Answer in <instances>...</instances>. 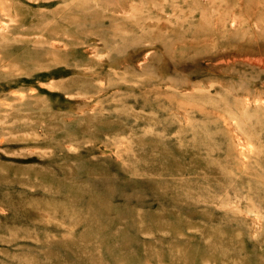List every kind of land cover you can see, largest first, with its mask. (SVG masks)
<instances>
[{"label": "rangeland", "instance_id": "obj_1", "mask_svg": "<svg viewBox=\"0 0 264 264\" xmlns=\"http://www.w3.org/2000/svg\"><path fill=\"white\" fill-rule=\"evenodd\" d=\"M0 264H264V0H0Z\"/></svg>", "mask_w": 264, "mask_h": 264}, {"label": "bare ground", "instance_id": "obj_2", "mask_svg": "<svg viewBox=\"0 0 264 264\" xmlns=\"http://www.w3.org/2000/svg\"><path fill=\"white\" fill-rule=\"evenodd\" d=\"M5 30V29H4ZM49 58V57H48ZM54 59V58H53ZM14 62V61H13ZM39 74V73H38ZM246 97V96H245ZM246 100V99H245Z\"/></svg>", "mask_w": 264, "mask_h": 264}]
</instances>
